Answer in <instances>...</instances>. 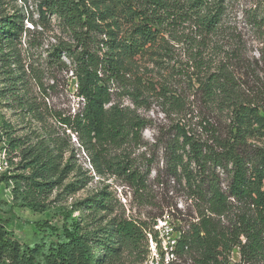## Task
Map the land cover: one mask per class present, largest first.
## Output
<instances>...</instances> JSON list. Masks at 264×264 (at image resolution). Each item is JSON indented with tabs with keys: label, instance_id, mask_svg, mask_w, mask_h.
<instances>
[{
	"label": "trees",
	"instance_id": "obj_1",
	"mask_svg": "<svg viewBox=\"0 0 264 264\" xmlns=\"http://www.w3.org/2000/svg\"><path fill=\"white\" fill-rule=\"evenodd\" d=\"M225 9V0L41 1L40 18L46 21L54 16L68 37L54 51L72 61L76 92L82 102L77 114L61 121L86 146L97 172L103 173L104 164L109 174L123 178L134 192L144 189L146 176L138 168L128 160L107 156L108 147L136 142L146 128L139 116L113 103L112 86L123 82L130 59L142 54L146 46H154L165 32L192 22L201 41L218 35ZM251 18L256 28L264 29V9ZM22 20L23 16L0 17V47L17 39ZM226 54L231 62L240 60L234 50ZM198 91L208 112L225 113L229 124L222 130L213 129L209 120L202 119L208 125L210 144L196 138L186 124H176L175 136L164 148L168 180L183 185L196 213V221L169 240L166 264H177L185 257L191 264H225V253L233 247L248 262H264V142L257 144L264 140V92L246 95L237 76L227 68L198 80ZM169 100L176 111L181 109L176 97ZM188 115L184 113V117ZM7 138L6 152L20 148L22 163L19 173L4 178L12 186V204H0V209L7 206L10 212L28 208L43 213L54 203L49 197L72 167L61 168L60 155L42 143L24 147L22 139ZM85 185L80 180L66 185L57 201ZM237 205L247 212L226 231L221 219ZM77 207L96 213L110 210V201L101 192ZM59 211V228L48 222L32 224L35 240L30 244L12 237L9 221L0 218V264H112L127 253L146 254L143 222L114 216L105 224L96 220L83 224L71 212ZM159 255L163 263L164 252Z\"/></svg>",
	"mask_w": 264,
	"mask_h": 264
},
{
	"label": "rangeland",
	"instance_id": "obj_2",
	"mask_svg": "<svg viewBox=\"0 0 264 264\" xmlns=\"http://www.w3.org/2000/svg\"><path fill=\"white\" fill-rule=\"evenodd\" d=\"M41 1L0 0V17L23 16L20 35L13 43L0 47V204H12V186L4 178L19 173L22 163L20 148L11 154L6 152L7 135L25 141L24 147L42 143L60 155L61 168L69 165L72 171L54 189L49 197L54 203L43 213L28 208H13L10 212L2 206L0 218L9 221L12 237L24 244L35 240L32 224L48 222L57 228L62 225L59 208L71 212L83 224H93L94 220L105 224L114 216L143 222L146 254L127 253L112 264H160V252L165 253V259L168 256L169 240L196 221L195 206L183 185L168 180L164 148L175 136L176 124H186L196 138L209 144L208 125L202 119L209 120L213 129L222 130L229 124L225 113L208 112L198 91V80L209 73L230 69L246 95L264 92V29L256 28L251 18L254 12L264 9V0H225L226 13L218 35L201 41L194 24L187 22L165 32L154 46H146L142 54L130 59L123 82L112 86V101L130 115L139 116L146 128L136 142L108 147L107 156L110 160L130 161L146 176V186L136 192L123 178L109 174L104 164L103 173L97 172L86 146L62 124V119L81 110L82 102L76 92L72 61L54 51L68 37L54 16H48L46 21L40 18ZM227 50H234L240 60H228ZM170 97L177 98L180 110L169 104ZM185 112L189 113L187 117ZM263 142L259 140L257 144ZM75 180L86 185L73 194L61 195L62 200L57 201L64 187ZM101 192L110 201V210L95 213L78 209L79 202ZM245 212L246 208L237 205L221 219L224 230L231 231ZM223 261L264 264L242 259L237 247L225 253ZM177 264H191L190 258Z\"/></svg>",
	"mask_w": 264,
	"mask_h": 264
},
{
	"label": "built area",
	"instance_id": "obj_3",
	"mask_svg": "<svg viewBox=\"0 0 264 264\" xmlns=\"http://www.w3.org/2000/svg\"><path fill=\"white\" fill-rule=\"evenodd\" d=\"M167 255H168V252H167ZM160 256V255H159ZM168 257H170V255H168L167 256V258L165 259V253H164V260H163V263L161 262V258L159 257V260H158V262L160 263V264H166L167 263V260H168ZM166 260V261H165ZM165 262V263H164Z\"/></svg>",
	"mask_w": 264,
	"mask_h": 264
}]
</instances>
